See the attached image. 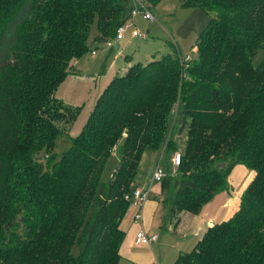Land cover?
<instances>
[{
    "label": "trees",
    "instance_id": "16d2710c",
    "mask_svg": "<svg viewBox=\"0 0 264 264\" xmlns=\"http://www.w3.org/2000/svg\"><path fill=\"white\" fill-rule=\"evenodd\" d=\"M128 1L0 0V264H118L142 154L161 153L169 168L177 150V184L160 182L170 218L198 214L235 165L253 178L238 209L173 264H264V0H180L214 13L196 57L176 49L126 65L70 138L78 109L56 89L88 52L91 25L94 42L112 38Z\"/></svg>",
    "mask_w": 264,
    "mask_h": 264
},
{
    "label": "rangeland",
    "instance_id": "374dc122",
    "mask_svg": "<svg viewBox=\"0 0 264 264\" xmlns=\"http://www.w3.org/2000/svg\"><path fill=\"white\" fill-rule=\"evenodd\" d=\"M143 1L144 0H141V2ZM128 2L129 6L127 7H129V10L135 7L132 1L129 0ZM146 6L154 17L152 20L143 19V16L139 13L132 16V18L129 17L126 22L127 25H131L128 32L132 28H135L146 36L145 39L139 37L127 38L125 40L126 42L124 41L125 43L119 44L111 38H108L111 40V48L104 45V41H102V43H98L100 46L97 47L96 52H94L95 54H91V50L96 48H93L95 45L92 43L97 33L96 24L93 23L91 25L88 41L90 48L88 52L76 59L71 74L58 85L56 90L58 91L57 98L66 106L73 109L76 107L78 109V113L75 119L70 123L67 131L70 138L75 137L82 125L86 122L89 112L94 106L93 103L95 99L102 92L106 83L112 77L118 75L119 71L125 66L124 62H129L131 60L126 59V55H135L133 59L144 64L152 58H159L163 56V54L171 52V50L176 51V49L181 55L189 54L191 57H196L194 41L199 33L204 30L209 18L214 13H206L197 7H184L181 5L180 0H159L154 4L146 1ZM105 46L109 51L105 49ZM109 53L110 58L108 61H106L105 58L99 60L101 56L108 55ZM116 54L117 56L113 58L114 60L111 59L112 56ZM70 143L71 139L69 138H67L66 141L57 143L54 148L57 158L61 156L63 150H65ZM119 147L120 143L114 148L115 150L106 163V168L101 178L103 183H107L113 169L118 165ZM139 164L140 170L136 178V185L138 186H135V188H141V183H145L144 186L148 188L152 172L158 164L164 174H168L170 182L174 185L178 182L176 181L177 172L172 170V173L170 172L169 174V168L165 161V157H162L161 153H143L139 160ZM249 171L251 170L246 168L243 164L235 165L229 172L227 178L229 191L232 185L235 187L243 172L246 173ZM152 184V189L149 191V198L144 204L142 224L146 232L157 230L158 235L162 238V245H166V251H164L163 257L164 260L161 264H170L171 253L169 252L172 250L171 247L175 246L176 240L172 236L171 231L158 230L161 227V217L166 216L168 211L164 207L162 208V195L158 191L160 182H153ZM129 206L132 207L133 204ZM132 213L133 211L131 214ZM180 238L177 244H184L186 241L185 238ZM191 246L188 247L187 251L193 248ZM77 251L78 247L75 246L73 248V253H77Z\"/></svg>",
    "mask_w": 264,
    "mask_h": 264
},
{
    "label": "crops",
    "instance_id": "0c3cea01",
    "mask_svg": "<svg viewBox=\"0 0 264 264\" xmlns=\"http://www.w3.org/2000/svg\"><path fill=\"white\" fill-rule=\"evenodd\" d=\"M125 42H118V43L122 44ZM92 44L95 45L93 48L96 47L95 49H92V50L96 52L97 47H99L100 45H98V43L96 42H93ZM105 49L109 51L108 48H106V46H105ZM116 56L117 54L112 56L111 59H113ZM134 56L135 55H126L125 58L131 59V60L129 62H124V65L126 66L136 61L140 62L136 59H133ZM101 58L102 59L105 58L106 61H108L110 58V53L108 55L101 56L99 60H101ZM57 92L58 91H56V97H58ZM152 153H156V152H152ZM170 168L171 167L169 166V174L170 172L172 173V169L170 170ZM252 178H253L252 171H249L246 173L243 172L240 179H238V182L235 185V187L232 185L231 190L229 191V184H228L227 190L215 194L210 201H208L205 205L202 206L203 208L198 212V214L183 212L172 218H170L167 215L164 217H161V222H160L161 227L158 230L160 231L163 230L167 232L171 231L172 236L176 240L175 246L171 247L172 250H170L169 252L171 253L170 254V264L174 263V260L176 259L178 254H180L181 252L183 253L187 252L188 247H190L191 245H192L191 247H194V245L201 238V235L203 234V232L208 227L212 226L213 223L220 222L222 220L227 219L234 211L238 209L239 207L238 203H239L240 196L242 195L244 188L246 187V185ZM149 182L150 183H148L149 184L148 188H146L147 186H144L145 183L140 184L142 187L139 186L141 187V189L148 190V194L150 193L149 191L152 189V185H153L151 183V180ZM135 186H138V185H136L135 183ZM158 191L160 193V186H159ZM144 204L142 206L141 222L137 223L134 221L133 217L137 209L136 207H134L133 209V206L132 207L129 206L127 208L128 210L126 214L124 215L120 223L121 229L122 231H124V237H123V242L121 243V246L119 248L120 258H119L118 264H161L164 260L163 257H164V251H166V245H162L161 236L158 235L157 230L146 232L143 228L142 220H143V213H144L143 208L145 206ZM165 209L168 211L167 208ZM132 211L133 213L131 214ZM141 228H143V230L148 234L155 233L157 235V240H155L152 245H145V244L138 245L136 243L135 234ZM180 237L185 238L186 241L184 244L183 243L177 244V242L181 239ZM164 246H165V249H164Z\"/></svg>",
    "mask_w": 264,
    "mask_h": 264
},
{
    "label": "built area",
    "instance_id": "2783aa9c",
    "mask_svg": "<svg viewBox=\"0 0 264 264\" xmlns=\"http://www.w3.org/2000/svg\"><path fill=\"white\" fill-rule=\"evenodd\" d=\"M135 4L134 8H131L128 12L129 17L132 18V16H135L139 13L143 16V19L145 20H152L154 17L152 13H150L148 7L146 6V2L141 0H130ZM128 17V18H129ZM127 18V19H128ZM127 19L123 21L121 24H119L116 28L114 36L111 38L113 41L118 42H124L127 38H133V37H139L141 39H145L146 36L141 34L137 29L132 28L129 32V27L131 25H127ZM108 48L112 46L111 40L106 39L103 42ZM95 51H91L93 54ZM191 59L189 54L183 55L182 61L188 62ZM180 159H181V152L175 151L171 154L169 158V163L171 165V169L173 171L176 170V168L180 165ZM166 174H164L163 170L159 167V164L156 166V168L152 172L151 176V183L153 182H161ZM149 194L148 190L141 189V188H134L131 192V195H125V199L130 200V203L133 204L134 207H136L137 211L134 214V221L135 222H141L142 219V206L143 204L148 200ZM136 243L139 244H145V245H152L155 240H157V235L155 233L148 234L146 233L143 228L138 230V232L135 234Z\"/></svg>",
    "mask_w": 264,
    "mask_h": 264
}]
</instances>
